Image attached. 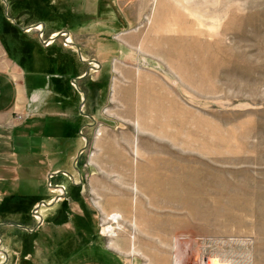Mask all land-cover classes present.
<instances>
[{
	"label": "rangeland",
	"instance_id": "obj_1",
	"mask_svg": "<svg viewBox=\"0 0 264 264\" xmlns=\"http://www.w3.org/2000/svg\"><path fill=\"white\" fill-rule=\"evenodd\" d=\"M28 24L29 89L54 83L74 123L21 126L0 156V264H32L14 240L57 166L124 264H264V0H0L1 37Z\"/></svg>",
	"mask_w": 264,
	"mask_h": 264
},
{
	"label": "crops",
	"instance_id": "obj_2",
	"mask_svg": "<svg viewBox=\"0 0 264 264\" xmlns=\"http://www.w3.org/2000/svg\"><path fill=\"white\" fill-rule=\"evenodd\" d=\"M13 22L18 23L16 19ZM38 23L44 24L43 21H39ZM31 27L36 26L32 24ZM31 27L29 24L21 26L22 31H20L19 28L12 26L9 29L8 38L7 35H3L4 38L0 35V156H3L8 147H13V137L18 135L15 133L20 132L19 128L21 126L26 128L28 126L30 128L36 127L38 124L45 127L50 125L56 126L60 123L59 121L66 119L68 122L74 123L68 117L70 113L62 111L64 109L61 105V97L57 95L59 90H57V86L54 83L47 84L51 89V92H48L49 97L45 94L42 95L40 90L33 91V89H29L28 76L30 72L24 65V60L28 53V40L24 37V34ZM51 55L55 56L56 52H53L49 56ZM53 59L57 58L52 57ZM33 93L38 96V99L33 104L36 109L33 115L39 114L41 116L43 112H46L54 115L55 119L49 118V120H45L38 117L34 119L33 117L30 118V116L24 120H15L13 123L16 111L25 110ZM52 115L50 116L52 117ZM64 169L65 167L61 166L50 169L51 171H49L48 176L54 174L55 180L57 176H60L59 181L54 184L51 181L48 192L40 193L36 198L34 196L29 213H25V217H23V219L27 220V225L31 230L25 226L23 227V232L21 231L22 233L20 231H17V233L20 234V237H28L31 240L29 242L26 241L25 244L23 240L18 241V236L14 242H17L16 244H18L19 248H23L24 256L32 264H124L129 259L126 258L124 261L120 252L125 251H119L117 247H121L120 244L125 239L119 238L118 240H113L114 242L110 241V245L112 246L110 248L105 244L104 236L99 233V229L96 231L91 230V216H87L86 214L85 203L79 197H73L74 194L70 188L71 195L67 193L66 178L78 184V181H75L76 176L73 171L69 172V170ZM76 169L78 168L76 167ZM64 173L65 179L62 178V174ZM62 194H65L66 197ZM55 197L58 198L54 203L41 204L38 208V204L41 201L51 202ZM63 200H67L64 205L60 202ZM6 202L5 197L0 192V215L3 213ZM35 208H38L37 212H34ZM74 211L78 217L76 219H73ZM21 213L17 215L21 216ZM13 220L12 217L9 221L1 222L12 227L15 225ZM30 221H33L32 225L29 224ZM76 221L81 226L79 230L71 229L74 228ZM39 226L44 227L38 229ZM52 226H55V229H52ZM12 231L11 233L14 235L16 231L14 229ZM3 235L4 233L2 235L0 233L1 240H4L5 235ZM117 242L120 244H116L117 247L113 246V243ZM123 246L126 247L127 244Z\"/></svg>",
	"mask_w": 264,
	"mask_h": 264
},
{
	"label": "built area",
	"instance_id": "obj_3",
	"mask_svg": "<svg viewBox=\"0 0 264 264\" xmlns=\"http://www.w3.org/2000/svg\"><path fill=\"white\" fill-rule=\"evenodd\" d=\"M67 36H68V38H70L69 37L70 35L68 33H66V37ZM37 99H38V96L35 95V93H33L30 96L29 103L27 104L25 110L16 111L15 116H14V120H13V123L15 122V120H24L27 117L32 116L33 113H34L33 109H35V107L33 106V104H34V102ZM111 215L112 214L107 215L106 218H104L103 216H101L102 219H101V222H100V225H102L101 232L104 235H107L109 237H112L113 235L117 234L116 227H120L119 220L121 219V215L117 219H114V217H112ZM113 223H115V224H113ZM109 228L113 229L115 231V233H112L111 230H108ZM127 264H130V263H127Z\"/></svg>",
	"mask_w": 264,
	"mask_h": 264
},
{
	"label": "water",
	"instance_id": "obj_4",
	"mask_svg": "<svg viewBox=\"0 0 264 264\" xmlns=\"http://www.w3.org/2000/svg\"><path fill=\"white\" fill-rule=\"evenodd\" d=\"M5 11H6V15L9 17V18H11L12 20H15L9 13H8V8L6 7L5 8ZM78 48H79V54H80V58L82 59V60H84V61H88V59H85L84 57H83V55H82V53H81V50H80V45H78ZM89 61H96L97 63H99V65H101V62L99 61V60H96V59H94V58H92V59H90ZM92 67H96L95 65L94 66H92V65H90L88 68H87V70L85 71V73L83 74V75H81V76H79V78L80 77H83V76H86L88 73H89V71H90V69L92 68ZM98 67H100V66H98ZM76 78L77 77H73V80L75 81L76 80ZM83 92V91H82ZM84 103V100L81 102V105ZM85 114H87V115H89V116H91V117H93L91 114H89L88 112H84ZM81 150H82V148L80 149V151H79V154H80V152H81ZM78 154V155H79ZM53 173H55V172H53ZM52 173V174H53ZM51 182V174L49 175V183ZM57 186V185H56ZM66 193V192H65ZM63 196H65L66 197V195L65 194H62ZM57 198L58 197H55L54 198V200L53 201H51V202H47V201H41L39 204H38V208L41 206V204H52V203H54L55 202V200H57ZM38 208H35L34 209V212H36V211H38ZM26 228H29L28 226H26ZM30 229V228H29ZM31 230V229H30Z\"/></svg>",
	"mask_w": 264,
	"mask_h": 264
},
{
	"label": "bare ground",
	"instance_id": "obj_5",
	"mask_svg": "<svg viewBox=\"0 0 264 264\" xmlns=\"http://www.w3.org/2000/svg\"><path fill=\"white\" fill-rule=\"evenodd\" d=\"M97 203H98V201H97ZM98 205H99V204H98ZM120 215L122 216L121 213L117 212V213L114 215V217H115V218H118ZM134 248H135V247H134ZM131 252H138V251H136L135 249L132 248Z\"/></svg>",
	"mask_w": 264,
	"mask_h": 264
},
{
	"label": "flooded vegetation",
	"instance_id": "obj_6",
	"mask_svg": "<svg viewBox=\"0 0 264 264\" xmlns=\"http://www.w3.org/2000/svg\"><path fill=\"white\" fill-rule=\"evenodd\" d=\"M43 6H46V4H44ZM50 6L47 5V9H49ZM47 13L50 14L51 11L50 10H47ZM65 30V29H64ZM70 33V32H69Z\"/></svg>",
	"mask_w": 264,
	"mask_h": 264
}]
</instances>
